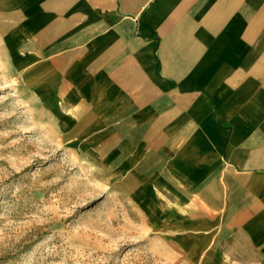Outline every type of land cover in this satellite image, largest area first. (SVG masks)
I'll return each instance as SVG.
<instances>
[{"label":"crops","instance_id":"crops-1","mask_svg":"<svg viewBox=\"0 0 264 264\" xmlns=\"http://www.w3.org/2000/svg\"><path fill=\"white\" fill-rule=\"evenodd\" d=\"M0 55L156 254L264 264V0H0Z\"/></svg>","mask_w":264,"mask_h":264},{"label":"rangeland","instance_id":"rangeland-1","mask_svg":"<svg viewBox=\"0 0 264 264\" xmlns=\"http://www.w3.org/2000/svg\"><path fill=\"white\" fill-rule=\"evenodd\" d=\"M17 69L0 55V264H187L48 132Z\"/></svg>","mask_w":264,"mask_h":264}]
</instances>
